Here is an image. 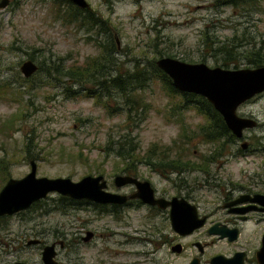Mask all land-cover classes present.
Returning a JSON list of instances; mask_svg holds the SVG:
<instances>
[{"label":"rangeland","instance_id":"obj_1","mask_svg":"<svg viewBox=\"0 0 264 264\" xmlns=\"http://www.w3.org/2000/svg\"><path fill=\"white\" fill-rule=\"evenodd\" d=\"M86 2L113 33L118 45L115 59L122 72L131 71L136 62L146 66L159 57L157 52L186 62L230 69L234 65L253 68L245 57L247 51L260 49L264 56V0L237 5L217 0ZM67 9L66 4L56 0H13L0 8V189L9 178H20L29 172L30 160L36 163L37 176L69 177L77 181L85 175L102 173L113 189V175L122 173L123 165L112 155H106L105 146L120 134L133 136L141 153L151 150L159 155L157 152L163 150H186L194 162L202 161L219 146L217 141L206 142L199 131L207 123L206 118L195 107L182 109L180 97L169 96L159 80L150 79L143 89L128 92L129 97L142 103L127 120L125 111L110 113L102 106L106 101L118 107L125 100L121 95L101 98L99 103L95 96L86 95L89 89L101 90L94 84L95 80L100 82V76L93 79L83 74L65 78L62 70H82L100 54L93 40L103 39L100 27L87 31L78 25L82 22L69 19L71 9ZM87 34H91L90 40ZM220 45H225L223 50L213 52L212 47ZM239 52L240 55L230 58ZM27 59L33 60L38 70L24 78L19 67ZM224 62L228 66H223ZM110 73L115 75L116 71ZM236 114L255 119L257 125L244 129L242 140L224 143L223 155L217 157L211 172L222 182L262 188L264 92L238 106ZM242 141L248 143L245 150L240 148ZM239 149L249 153L240 155ZM140 170L143 177L151 176L157 185L164 183L146 168ZM188 177L201 184L205 180L201 173ZM201 194V212L216 205L212 191L204 189ZM58 196L61 195L51 192L44 202L0 220V264L15 261L43 264L41 247L26 242L39 238L49 244L60 238L54 229L65 231L70 216L52 210L55 205L51 202ZM162 223L154 218L132 221L131 229L120 227L131 239L125 243L123 237L116 235L109 240L107 246L116 251L112 260L121 264H187L193 255H198L190 243L207 238L203 228L184 238L183 243L188 245L179 255L167 245L155 249L159 245L157 230ZM99 232L104 231L99 229L96 233ZM105 239L109 237H96L93 246L80 248L86 264H97ZM240 241L244 242V236ZM56 248L57 260L66 264V249ZM229 250L230 246L216 243L206 249L200 264H209L213 252ZM151 252L153 257L148 256Z\"/></svg>","mask_w":264,"mask_h":264},{"label":"flooded vegetation","instance_id":"obj_2","mask_svg":"<svg viewBox=\"0 0 264 264\" xmlns=\"http://www.w3.org/2000/svg\"><path fill=\"white\" fill-rule=\"evenodd\" d=\"M11 2L13 0H7V4L4 7ZM242 139L237 138L238 141ZM240 148L241 150H245L247 146L245 148L240 146ZM241 150L239 149L240 155L249 153L248 150ZM157 153L165 155L164 158L153 156L149 160L135 159L133 167L129 168V172L126 169L128 167L123 166L122 173L119 174L129 175L141 183L147 182L148 189H150L149 193L154 200L162 199L166 202L174 201L177 203L178 208H180L178 218H184V202L193 206L195 209L194 213L199 218H204L201 226L194 228L188 233H180L172 226L170 214L173 206L170 203L160 206L157 202L144 201L139 195L147 198V191L144 190V187H138L134 182L116 186L113 180L116 174L112 178V185L114 186L112 189L103 175L106 181V191L126 196V199L122 203H99L85 198L77 199L71 197L52 200L53 202L51 203L55 205L52 210H56L62 215L70 216L71 220H69L68 226L64 232L54 229L60 238L49 244L43 243L39 238L28 239L26 244L40 246V252H42L44 246L53 245L55 252L54 260L57 264L63 263L57 260L58 250L56 246L59 249H66V264H86L83 256L80 254V248L82 246L83 248L93 246L96 237L106 238L108 236L109 239L104 240V245L98 253L99 260L97 264H121L115 259L112 260L116 251H112L107 246L109 240H113L114 236L119 235L124 238L123 242L129 243L131 236L125 231L121 232L119 230L120 227H123L125 230L128 226L131 229L132 221L159 218L163 223L160 225V229L157 230L159 233L157 244L159 245L155 249H159L162 245H167L171 252L179 255L185 250V246L188 245L187 243H183L184 238L203 228L207 238L205 240H194L190 243L197 249L198 255H193L188 263L193 258H196L198 264H200L201 258L207 248L214 246L216 243H223L230 246V250L228 252L217 251L211 253L208 260L209 264H211V258L217 255L228 259L234 258L237 255V257L241 258L240 264H248L250 262L259 264L256 259V253L262 246V239L264 237V204L254 200H256L255 195H264V185H262V188L256 189L249 185L233 183L231 181L222 182L220 179H217L216 174H212L211 167L218 161L217 157L223 155L222 151L218 154L209 152L210 157L208 156V158L210 164L205 168H203V164L201 165V163L206 158L200 162H194L191 158L192 155H187L186 150H163ZM156 162L160 164H156ZM220 162L223 163L222 161ZM141 167L146 168L152 175H156L164 180V183L157 182L159 184L157 185L151 176L148 178L143 177L140 170ZM194 173L203 174L205 177L204 183L201 184L198 180H190L188 176ZM204 189L212 191L215 194L216 205L211 209L201 212L199 203L202 199L201 192ZM45 200L46 197L38 201ZM261 200L264 201V199ZM181 201L184 204L181 205L179 203ZM33 206L34 203L23 211L12 215H2L0 216V220L9 218V216L20 215L21 212L29 210ZM190 216H192V212H190ZM99 229L104 232L97 234L96 232ZM210 229L218 230V233L210 232ZM220 233L225 235L221 237ZM242 236H244V242L241 243L240 239ZM229 237H232V239ZM32 240L36 241L32 242ZM247 246H254V248H248ZM177 247L178 249H176ZM148 256L153 257L154 255L151 252ZM236 261L234 262L237 263L238 261ZM164 264L168 263L164 262Z\"/></svg>","mask_w":264,"mask_h":264},{"label":"water","instance_id":"obj_3","mask_svg":"<svg viewBox=\"0 0 264 264\" xmlns=\"http://www.w3.org/2000/svg\"><path fill=\"white\" fill-rule=\"evenodd\" d=\"M79 8L88 9L86 0H69ZM7 0H1L0 7H4ZM155 65L163 71L171 80L172 85L180 92L193 93L204 97L212 107L222 116L228 130L238 139L242 138L244 129L254 128L256 120L242 117L236 114V109L242 103L264 92V66L253 68H223L220 66L210 67L204 62H186L170 56H161L155 60ZM24 77H29L37 70V65L32 60H25L19 67ZM240 146L245 148L247 142L243 141ZM30 170L20 178H9L0 189V216L12 215L29 208L36 201L56 192L61 196L71 198H85L99 203H122L126 196L105 190L106 181L102 174L85 175L77 181L69 177H54L36 175V163L30 160ZM116 186L127 183H136L138 187H144L147 198L139 195L144 201L157 202L160 206L170 203V219L172 226L180 233H188L202 225L204 218L194 213L193 206L185 203L184 218H178L177 203L166 202L162 199L154 200L151 197L147 182H139L137 179L124 174L114 176ZM150 196V197H149ZM254 201L264 204V195H255ZM181 205L183 201L179 202ZM192 212V216H190ZM185 229H184V228ZM210 232L218 233V230L210 229ZM221 237L225 234L220 233ZM235 237V236H234ZM232 239V237H229ZM36 240H32L35 242ZM178 249V247L176 248ZM53 245H46L41 252L43 264H57L54 260ZM259 264H264V237L262 246L256 253ZM237 260L235 263L234 261ZM211 264H240L241 258H225L217 255L211 258ZM14 264H28L23 261ZM188 264H198L193 258Z\"/></svg>","mask_w":264,"mask_h":264},{"label":"trees","instance_id":"obj_4","mask_svg":"<svg viewBox=\"0 0 264 264\" xmlns=\"http://www.w3.org/2000/svg\"><path fill=\"white\" fill-rule=\"evenodd\" d=\"M59 4H66L68 9H71V12H67L69 19L74 22H82L81 25L86 28L87 31L91 30L93 27H100L103 32V39L95 38V44L100 50V54L91 59L84 68L77 69L78 71H64L62 70V75L65 78H71L72 75L82 76L84 74L85 78L92 77L96 79V77L100 76V82H96L95 80V87L99 88L100 91L97 89L95 90H88L87 96L93 95L97 99L99 103L101 98H107L109 96H114L115 94H119L125 100L119 104L118 107H113L109 105L106 101L103 103V108L107 111L112 113V111H125L127 120L130 119L131 112L136 106L141 105V100L136 98L129 97L131 92L136 89H143L147 86L150 79L159 80L162 84L164 90L169 96H179L180 97V107L182 109H187L188 107H195L198 114L203 115L207 123L202 125L199 129L202 136L205 138L206 142H214L217 141L219 146L215 148L213 153L218 154L224 149V143L232 142L237 140V138L228 130L226 127L222 116L212 107V105L202 96L196 95L193 93H186L178 91L171 83L170 78L160 69L157 68L155 65V60L153 59L150 62H147L146 66H139V63L136 62L133 66L131 71L126 70L124 72L121 71V67L117 64V60L115 59V54L118 52V45L115 41L113 33L104 27L103 22H101L100 18L95 14L93 11L89 9L79 8L75 4H73L69 0H56ZM221 3H230L232 5L237 4H245L251 3L253 4L257 0H217ZM67 9V11H68ZM87 39L90 40V35L87 34ZM225 45H220L216 47H212L213 52L221 51ZM231 49V47H229ZM230 51V50H227ZM159 57L161 56H170L172 55L165 54L163 52H157ZM230 54H227V56ZM236 55L233 54L230 58L234 59ZM244 55V54H243ZM245 57L248 59V63L252 64L253 67L257 66H264V56L261 54L260 49L258 50H250L245 53ZM230 62H232L230 60ZM223 66H228L227 62H224ZM233 68H237L234 65ZM54 70H57L58 67H54ZM111 71H116L115 75L110 73ZM98 79V80H99ZM109 84H108V83ZM107 84L109 86H107ZM111 86V88H110ZM179 107V108H180ZM108 150L106 153L107 156L112 155L113 158L120 160L121 164L124 167H128L127 172H129V168H132L134 165L135 159H150L153 156L158 158H164L165 155L155 154V151H149L150 153H141L137 147V143L133 136L129 134H120L116 139L108 140L106 146ZM110 151V152H109ZM210 157V155H208ZM206 157L205 161H202L201 165L203 164V168L209 166V158ZM160 162V161H159ZM156 162V164H160ZM123 168H121V171ZM102 174V173H100ZM59 198H67L65 196H58ZM39 201L35 202L34 205H38ZM44 202V201H43Z\"/></svg>","mask_w":264,"mask_h":264}]
</instances>
